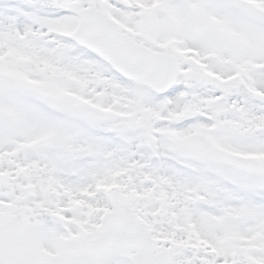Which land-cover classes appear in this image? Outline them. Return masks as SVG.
I'll return each mask as SVG.
<instances>
[{
  "label": "snow or ice",
  "instance_id": "6c2138e0",
  "mask_svg": "<svg viewBox=\"0 0 264 264\" xmlns=\"http://www.w3.org/2000/svg\"><path fill=\"white\" fill-rule=\"evenodd\" d=\"M0 264H264V0H0Z\"/></svg>",
  "mask_w": 264,
  "mask_h": 264
}]
</instances>
